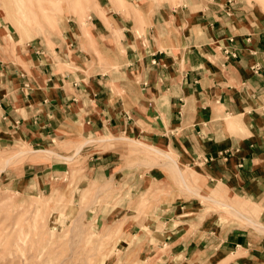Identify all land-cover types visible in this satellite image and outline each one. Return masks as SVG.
Segmentation results:
<instances>
[{
	"label": "crops",
	"instance_id": "0c3cea01",
	"mask_svg": "<svg viewBox=\"0 0 264 264\" xmlns=\"http://www.w3.org/2000/svg\"><path fill=\"white\" fill-rule=\"evenodd\" d=\"M262 4L188 0L175 8L145 4L139 17L130 11L108 27L96 18L90 38L104 46V61L83 57L82 33L70 28L47 48L17 45L0 25V164L8 151L31 149L18 178L25 191L39 192L47 176L55 184V156L77 162L86 187L120 177L139 189L158 179L121 167L120 153L92 143L117 138L170 150L173 166L203 175L210 203H246L255 216L240 227L195 196L159 201L149 224H174L161 232L165 263L264 264ZM39 155L54 163L36 162Z\"/></svg>",
	"mask_w": 264,
	"mask_h": 264
},
{
	"label": "rangeland",
	"instance_id": "374dc122",
	"mask_svg": "<svg viewBox=\"0 0 264 264\" xmlns=\"http://www.w3.org/2000/svg\"><path fill=\"white\" fill-rule=\"evenodd\" d=\"M183 3L188 0H61L39 4L35 0H0L1 34L9 35L17 45L33 43L52 48L53 42L70 28L82 33L83 57L104 61V46L94 45L90 38L91 21L99 18L108 27L113 17L120 18L130 11L139 17L140 6L144 8L145 4L150 9L175 8ZM99 142L92 145L120 153L121 167L148 170L158 181L146 179L137 189L134 181L119 177L115 183H90L86 187L80 183L81 172H76L78 163L68 156H55V167H50L58 170L55 184L47 176L39 192L25 191L18 178L22 163L34 158L25 153L31 149L21 150V154L8 151L0 164V171L6 173V177H0V264H164L166 250L159 245L161 232L174 224L162 226L157 220L150 225L149 220L157 219L159 201L182 198L179 193H185L187 198L198 197L199 206L222 213L240 227L251 226L246 219L253 223V207L246 211V203L228 205L214 197L218 204L210 203L212 195L206 193L203 175H196L199 181L188 170L182 172L173 166L176 159L172 151L137 140ZM153 149L169 154L160 155ZM36 158V162L54 163L47 155ZM167 161L169 168L164 166ZM66 167L72 174L64 172ZM226 205L236 214L230 213Z\"/></svg>",
	"mask_w": 264,
	"mask_h": 264
},
{
	"label": "bare ground",
	"instance_id": "6f19581e",
	"mask_svg": "<svg viewBox=\"0 0 264 264\" xmlns=\"http://www.w3.org/2000/svg\"><path fill=\"white\" fill-rule=\"evenodd\" d=\"M36 1V3H40L41 1H50V2H52V1H54V2H59V1H61V0H35ZM20 6H21V4H20ZM153 151H155V152H157L158 154H160V155H164V154H162V153H160V152H158V151H156V150H154L153 149Z\"/></svg>",
	"mask_w": 264,
	"mask_h": 264
},
{
	"label": "built area",
	"instance_id": "2783aa9c",
	"mask_svg": "<svg viewBox=\"0 0 264 264\" xmlns=\"http://www.w3.org/2000/svg\"><path fill=\"white\" fill-rule=\"evenodd\" d=\"M229 41H230V42H232V40H231V39H230ZM227 55H228V56H231V57H235V54H233V53H231V52H230V53H229V52H227Z\"/></svg>",
	"mask_w": 264,
	"mask_h": 264
}]
</instances>
